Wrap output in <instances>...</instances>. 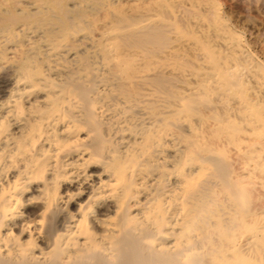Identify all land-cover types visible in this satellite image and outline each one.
<instances>
[{
    "label": "bare ground",
    "instance_id": "bare-ground-1",
    "mask_svg": "<svg viewBox=\"0 0 264 264\" xmlns=\"http://www.w3.org/2000/svg\"><path fill=\"white\" fill-rule=\"evenodd\" d=\"M226 17L0 0V264H264V63Z\"/></svg>",
    "mask_w": 264,
    "mask_h": 264
},
{
    "label": "rangeland",
    "instance_id": "rangeland-1",
    "mask_svg": "<svg viewBox=\"0 0 264 264\" xmlns=\"http://www.w3.org/2000/svg\"><path fill=\"white\" fill-rule=\"evenodd\" d=\"M215 2L219 5L221 14L227 16L228 22L232 23L231 26L240 31L242 36L244 35L243 38L246 37L245 41L249 48L251 47L250 49L264 63V0H215ZM251 192L252 199L253 191Z\"/></svg>",
    "mask_w": 264,
    "mask_h": 264
}]
</instances>
